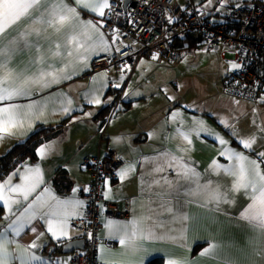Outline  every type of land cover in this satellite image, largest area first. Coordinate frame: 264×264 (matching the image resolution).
<instances>
[{"label":"crops","instance_id":"1","mask_svg":"<svg viewBox=\"0 0 264 264\" xmlns=\"http://www.w3.org/2000/svg\"><path fill=\"white\" fill-rule=\"evenodd\" d=\"M192 1L196 3L195 0H179L177 8L185 9ZM67 3L77 7L82 20H91L97 25L99 33L103 34L104 43H98L97 33V44L88 53L86 64H76L74 72L69 69L71 79L62 80L59 84L43 90L34 88L31 97L20 98L17 102L25 104L33 100L46 101L47 110L42 118L34 119L30 131L25 125L23 129H17L14 135L0 140L1 156L15 143L27 138L39 125L51 126L67 121L58 135L38 146L37 150L42 145H51L44 156L37 151L35 160H26L0 179V184H6L5 196L19 201L9 205L0 200L4 208V216L0 219V232L7 230L9 239L14 241L9 245L14 257H18L25 247L35 242L39 247L29 248V252L42 259L30 261L29 264L70 263L75 250L64 253L63 245L69 240L86 239L87 235L82 228L74 225L75 220L86 214L84 194L91 182V173L84 168L82 162L87 156L106 157L109 150L115 149L124 164L116 179L105 180L103 189L105 197L113 199L120 209L126 210V215L108 216L104 201L100 202L98 259L103 264L102 248L112 253L106 255V259L117 260L120 264H137L141 261L142 264H148L156 257H162L164 264L170 258L188 259L192 264H218V261L224 259L231 260L233 264H264L258 230L240 218L251 202L250 199L243 190L232 193L230 190L234 177L222 169L212 167L213 161L220 165L233 163L226 156L220 155L225 148L243 152L253 159H264L258 157V153L264 151V132H261L264 128V97L250 99L229 93L225 89V80L234 70L223 79L222 91L225 94L220 96L218 89L213 95L192 97V94L189 95L192 86L175 83V80L183 77L178 67L165 71L162 67L156 69L146 65V62L154 58L148 54L138 55L133 63H108L99 70H93L92 62L96 57L114 51V39L103 30L101 16L79 8L75 5V0H67ZM26 23L27 21H21L6 35L14 36ZM49 35L63 44L67 33H61L57 37L49 29ZM41 43L48 46L47 41L42 40ZM35 55V49L25 50L14 57L11 66L23 68ZM222 55L228 61L238 64L234 49H224ZM55 66L59 68L62 64L57 61ZM178 72L179 77L175 76ZM117 84L119 87H116ZM163 88L170 94L168 98L162 95ZM96 96L101 103H89ZM69 99L71 111L65 113L63 107L68 106ZM109 105L115 109L114 112L121 110L108 117L104 123L99 114ZM173 112L180 113L175 120L172 119ZM196 121H203L213 134L200 132L197 135L194 130L197 127ZM178 129L190 132L191 145L178 135ZM25 132L26 135L22 134ZM217 136L228 143L221 145ZM253 136V147L244 148L241 140ZM182 148H187L188 151H181ZM164 153L183 157V163L200 174V184L210 181L212 188L219 186L222 192L228 193L229 198L234 197L235 202L221 203L218 209L215 204H205L201 198L193 199L188 196L187 192L194 184L182 177L175 161L164 159ZM169 164L172 166L169 167ZM130 165L133 166L132 170L121 179L120 171ZM37 166L43 182L27 200L19 192L8 191L9 185L6 182L9 179L11 185L22 184L24 181L21 177L28 174L29 168L34 169ZM158 167H164V171H156ZM45 188L50 190L45 194L49 203L55 204L51 196L61 201H83L76 208L77 214L67 218V235L53 237L45 220L37 215L31 223L21 219L20 223L24 227L20 235L16 236L9 225L21 216L24 209ZM167 208L172 211H167ZM68 210L71 211V207ZM185 215L187 220L180 219ZM142 217L145 218L146 226H155L157 236L163 234L166 238L145 239L139 252L124 255L116 229ZM148 217L151 219H147ZM209 243L219 245L215 256H202L201 253ZM17 244L20 245L19 250ZM12 264H21L20 259L14 258Z\"/></svg>","mask_w":264,"mask_h":264},{"label":"snow or ice","instance_id":"2","mask_svg":"<svg viewBox=\"0 0 264 264\" xmlns=\"http://www.w3.org/2000/svg\"><path fill=\"white\" fill-rule=\"evenodd\" d=\"M75 5L81 9L88 10L103 17L105 9H110L109 0H75ZM21 21L27 23L17 31V33L8 37L6 33ZM49 29L59 37L61 33H67L63 44L58 39H52L49 35ZM99 34V44H103V34L99 33L97 25L91 20H82L77 7L67 3V0H0V140L5 136H12L17 129H23L27 125L30 131L34 119H40L47 110V102L33 100L29 103H18L22 97H31L33 89L43 90L50 88L53 84H59L62 80L71 79L68 74L69 69L75 71L76 64L88 60V53L94 50L97 41L95 35ZM47 41L45 47L41 41ZM91 42V43H90ZM35 49L36 55L23 68L12 67V62L17 54L25 50ZM105 51L107 48L104 49ZM59 61L62 66L57 68L56 62ZM233 68H239V64H232ZM34 68V70H33ZM119 87V84L116 85ZM127 95V94H126ZM89 103L100 104L98 96L89 100ZM63 107L65 113L71 111V100L67 101ZM90 115V113H86ZM180 115L179 112L172 113V119L175 120ZM197 127L194 129L197 135L200 132L213 134L210 129L206 128L203 121H196ZM264 132V128L261 129ZM26 135L27 133H22ZM235 134V132H233ZM178 135L184 141L191 145L190 132L178 129ZM221 145H226L228 141L217 136ZM255 137L242 139L241 143L246 149L253 147ZM51 148V145H42L37 151L44 156ZM181 151H188L182 148ZM220 155L226 156L230 165H220L213 161L214 169H222L225 173L234 177L231 192L237 193L243 190L248 196L250 203L241 213V219L250 224L259 232L261 252H264V159H253L243 152L236 151L232 148H225ZM165 160L175 161L179 165L180 173L185 180H189L194 187L189 188L187 195L195 198H201L205 204H215L219 209L221 203H234L235 198H229L227 192H222L219 186L212 188L211 182L207 184L199 183V173L194 168L183 163V157H177L170 153H164ZM258 157L264 158V151L258 153ZM169 167L172 165L169 164ZM133 166L122 169L119 173L123 179ZM156 171H164V167H158ZM28 174L21 177L24 181L22 184L11 185L10 179L6 182L10 192H19L25 200L36 190L42 179L40 169L37 166L27 170ZM159 183V181H156ZM6 184H0V200L6 204L19 203L18 200L6 197L4 189ZM75 191V189L73 190ZM48 188L36 196L21 213V216L13 221L9 228L19 236L23 230L24 224L20 223L23 219L26 223H31L33 219L39 217L45 220L48 231L53 237L66 236L67 218L69 215H75L76 208L83 204V201L59 200L51 196L55 204L49 203L45 199V194L49 193ZM71 207V211H69ZM171 212V208H167ZM147 219H151L148 217ZM180 219L187 220L188 217L181 216ZM110 224L112 222H109ZM155 226H146L145 218L133 219L129 224L123 225L116 229L119 243L122 245L124 255L135 254L141 250L142 241L145 239H165V235L157 236L154 231ZM35 231V229H33ZM183 231V230H181ZM43 235V233H41ZM173 240L176 237H169ZM14 241L8 237L7 230L0 232V264H12L14 258L20 259L21 264H29L30 261H40L42 258L29 252V248H37L35 242L25 247L18 257H14L9 250V245ZM219 247L216 243H209L208 247L201 253L202 256H215ZM20 245L17 244L19 250ZM101 260L104 264H120L117 260L106 259V255H112L110 250L101 249ZM137 264H142L137 262ZM167 264H192L188 259L170 258ZM218 264H233L231 260L224 259L218 261Z\"/></svg>","mask_w":264,"mask_h":264},{"label":"built area","instance_id":"3","mask_svg":"<svg viewBox=\"0 0 264 264\" xmlns=\"http://www.w3.org/2000/svg\"><path fill=\"white\" fill-rule=\"evenodd\" d=\"M178 0H109L110 9L101 17L103 30L114 39V51L96 57L92 69L99 70L108 63H133L140 54L154 58H177L179 51L173 43L177 37L198 32L203 42L202 51L220 45L236 51L239 68L225 80V89L241 97H264V0L233 7L222 18H211L204 9L189 5L184 15L177 10ZM124 161L115 149L106 157L87 156L82 165L91 173V182L84 194L86 214L74 225L86 232L84 249L75 250L69 264H103L98 259V228L100 202L104 201L106 214L123 217L113 199L106 198L103 185L106 179H116ZM50 255V254H49ZM51 256V255H50Z\"/></svg>","mask_w":264,"mask_h":264},{"label":"rangeland","instance_id":"4","mask_svg":"<svg viewBox=\"0 0 264 264\" xmlns=\"http://www.w3.org/2000/svg\"><path fill=\"white\" fill-rule=\"evenodd\" d=\"M190 0H182V2H188ZM197 4L206 9H215L221 15H225L233 7H239L243 4H252L256 0H195ZM213 19L222 18L218 14L212 15ZM230 47L221 45L218 48H212L202 51L200 47L184 48L180 50L179 56L177 58H153L146 62V65L155 67L156 69L162 67L165 71L168 68L178 67L183 75L182 79L175 80V83L180 85L192 86L189 91V95L192 97L198 96L199 98L204 97L205 94H214L215 90L220 91V96L225 94L222 91V82L226 75L230 71L236 70L237 68L232 67V62L228 61L222 55L224 49H229ZM232 49V48H231ZM233 51V50H231ZM175 73V76L179 77ZM167 88L173 89V86H166ZM184 92V91H183ZM182 92V93H183ZM162 95L166 98L170 96L167 94L165 88L161 91ZM226 96V95H224ZM237 96V95H235ZM241 97V96H237ZM111 112V115L115 114L116 111Z\"/></svg>","mask_w":264,"mask_h":264},{"label":"trees","instance_id":"5","mask_svg":"<svg viewBox=\"0 0 264 264\" xmlns=\"http://www.w3.org/2000/svg\"><path fill=\"white\" fill-rule=\"evenodd\" d=\"M191 5H196L197 7L204 9L207 16H210L211 15L210 13L214 11V9H206L197 3H193V1ZM186 8L183 9L178 7L177 11L180 14L184 15L183 13L184 10H186ZM210 17L213 18V16ZM202 42H203L202 35L198 32H193L190 34L177 37L173 45L180 52V50L184 48L199 47L202 44ZM112 110L113 108L109 105L100 112L99 116L102 117L104 123L108 119ZM66 123L67 121H62L56 125H51V126L39 125L27 138L15 143L11 149H9L4 155L0 156V179L8 172L15 169L16 167L21 166L26 160H35L37 157L38 146L42 142L50 139L51 137L58 135L63 130ZM3 216H4V208L0 204V219ZM148 264H164L163 258L162 257L153 258L148 262Z\"/></svg>","mask_w":264,"mask_h":264},{"label":"water","instance_id":"6","mask_svg":"<svg viewBox=\"0 0 264 264\" xmlns=\"http://www.w3.org/2000/svg\"><path fill=\"white\" fill-rule=\"evenodd\" d=\"M85 245H86L85 238H77V239L69 240L63 245L62 251L64 253H71L77 249H84Z\"/></svg>","mask_w":264,"mask_h":264}]
</instances>
